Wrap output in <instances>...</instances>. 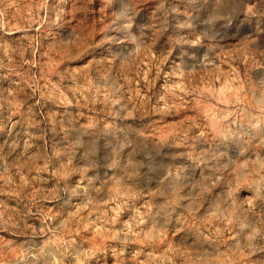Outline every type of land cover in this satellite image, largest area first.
Here are the masks:
<instances>
[{
    "label": "rangeland",
    "instance_id": "374dc122",
    "mask_svg": "<svg viewBox=\"0 0 264 264\" xmlns=\"http://www.w3.org/2000/svg\"><path fill=\"white\" fill-rule=\"evenodd\" d=\"M61 262L264 264V0H0V264Z\"/></svg>",
    "mask_w": 264,
    "mask_h": 264
},
{
    "label": "built area",
    "instance_id": "2783aa9c",
    "mask_svg": "<svg viewBox=\"0 0 264 264\" xmlns=\"http://www.w3.org/2000/svg\"><path fill=\"white\" fill-rule=\"evenodd\" d=\"M48 220H52V217H47V218H45V220H44V222H47ZM26 257L29 259V258H32V259H35V254L32 252V250L31 251H27V254H26ZM58 264H64L63 262H61V263H58Z\"/></svg>",
    "mask_w": 264,
    "mask_h": 264
},
{
    "label": "crops",
    "instance_id": "0c3cea01",
    "mask_svg": "<svg viewBox=\"0 0 264 264\" xmlns=\"http://www.w3.org/2000/svg\"><path fill=\"white\" fill-rule=\"evenodd\" d=\"M44 217V216H43ZM37 218V217H36Z\"/></svg>",
    "mask_w": 264,
    "mask_h": 264
}]
</instances>
